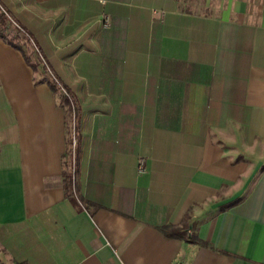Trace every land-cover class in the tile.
Masks as SVG:
<instances>
[{
  "label": "crops",
  "instance_id": "obj_1",
  "mask_svg": "<svg viewBox=\"0 0 264 264\" xmlns=\"http://www.w3.org/2000/svg\"><path fill=\"white\" fill-rule=\"evenodd\" d=\"M0 4L79 138L74 191L68 109L0 39L2 260L264 264V0Z\"/></svg>",
  "mask_w": 264,
  "mask_h": 264
},
{
  "label": "trees",
  "instance_id": "obj_2",
  "mask_svg": "<svg viewBox=\"0 0 264 264\" xmlns=\"http://www.w3.org/2000/svg\"><path fill=\"white\" fill-rule=\"evenodd\" d=\"M1 10H3L4 13H2ZM13 22L16 21L14 20L12 15L0 4V39L23 53L27 63L33 68V70L37 74L36 83L46 82L56 93L59 94L61 102L68 109L69 118L71 120L73 111H76V115H77L76 99L74 95L71 94L68 90H67L68 96L62 94L58 81L53 79L48 74V68L46 67V65L43 64V60L40 59L33 51V44H35V42L31 37V35L20 25L19 26L26 32V34L22 35L21 31L16 28L11 30L12 27L11 24H13ZM66 178H67L68 188H70L71 187L70 171L67 173ZM170 229H172L173 231L172 233L175 235L182 237L186 235V232L184 231L185 228L171 227ZM0 264H26V263L15 262V261L9 263L0 258Z\"/></svg>",
  "mask_w": 264,
  "mask_h": 264
},
{
  "label": "built area",
  "instance_id": "obj_3",
  "mask_svg": "<svg viewBox=\"0 0 264 264\" xmlns=\"http://www.w3.org/2000/svg\"><path fill=\"white\" fill-rule=\"evenodd\" d=\"M102 21L105 27H109L111 24V17L108 14H104ZM13 23L23 34H26V32L19 26V24H17L16 22H13ZM38 52L40 53L39 49H36V53ZM40 57L42 59L41 53H40ZM51 77L55 79L56 81H58V79H56L53 75H51ZM58 83L60 85V90L62 94L68 96V91L65 89V87L59 81ZM76 119H77L76 111H73L72 116H71V129H70V139H69V147H68V159H69L71 180H72L74 191H75L76 170H77V149L79 145ZM137 170L139 173H144L146 171V158L145 157L143 156L138 157Z\"/></svg>",
  "mask_w": 264,
  "mask_h": 264
},
{
  "label": "rangeland",
  "instance_id": "obj_4",
  "mask_svg": "<svg viewBox=\"0 0 264 264\" xmlns=\"http://www.w3.org/2000/svg\"><path fill=\"white\" fill-rule=\"evenodd\" d=\"M1 12L2 13H4V11L3 10H1ZM12 25V27H11V30L12 29H18L16 26H15V24L13 23V24H11ZM19 30V29H18ZM22 33V32H21ZM22 35H23V33H22ZM36 49H38L37 47H36V45L35 44H33V51L35 52V54L41 59V57H40V53L38 52V53H36Z\"/></svg>",
  "mask_w": 264,
  "mask_h": 264
}]
</instances>
